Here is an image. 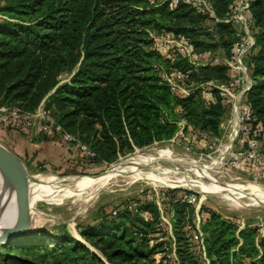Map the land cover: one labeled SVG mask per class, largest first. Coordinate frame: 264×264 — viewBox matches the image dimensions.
<instances>
[{"label": "trees", "instance_id": "trees-1", "mask_svg": "<svg viewBox=\"0 0 264 264\" xmlns=\"http://www.w3.org/2000/svg\"><path fill=\"white\" fill-rule=\"evenodd\" d=\"M150 1L4 0L0 11L10 20L0 21V104L33 111L44 101L57 121L95 153L93 160L107 163L136 147L171 138L177 128L174 121L178 107L191 124L217 131L227 114L220 98L196 105L198 97L176 95L160 81L154 68L164 58L152 48L150 32L165 30L164 19L184 7L197 21L202 16L184 4L171 9L167 2ZM187 13H181V17L187 18ZM251 13L255 43L246 60L252 80L247 99L256 115L254 128L259 129L258 119L264 116V0H253ZM222 26L233 36L223 53L231 55L235 39L231 25L211 26V40L216 47ZM184 61L178 59L175 65L186 67ZM210 69H216L222 78L226 72L221 65L200 66L193 76L196 80L212 78ZM34 139L51 140L46 136ZM150 206L142 204L146 209ZM129 213L127 209L116 215L110 212L98 219L96 226L80 232L94 239L91 244L102 256L63 226L52 236L34 229L0 245L3 260L27 262L9 255V248L14 246L32 252L40 247L52 255L51 264H157L154 253L159 244L150 246L147 236L154 230V223H140L138 216ZM206 214L202 231L210 264H264V235L256 240L254 223H245L239 229L233 218L211 209H206ZM173 228L180 248L184 237L176 226ZM45 238L50 240L48 244ZM30 239L38 243L25 244Z\"/></svg>", "mask_w": 264, "mask_h": 264}, {"label": "rangeland", "instance_id": "rangeland-1", "mask_svg": "<svg viewBox=\"0 0 264 264\" xmlns=\"http://www.w3.org/2000/svg\"><path fill=\"white\" fill-rule=\"evenodd\" d=\"M153 1H155V3H162L165 0ZM232 1L233 0H211L214 11L218 14V17H222L226 4ZM3 3L4 0H0V5ZM186 11H188L187 18L181 17V13H185ZM177 12L179 14L177 13V15L169 16L164 19V28L167 31L169 29L171 32L180 33L184 36L189 34L192 38H190V40H193L195 43V52L199 58H208L213 52L223 54L224 51L226 52L229 49L233 36L230 34L227 27H221V31L218 32L216 37L217 40L215 43L217 46L215 47L211 40L212 33L210 32L211 26L213 25L212 18L200 17V21H197L198 19L196 16L187 7ZM162 64H164L163 59ZM184 64H186V67L188 66L186 61H184ZM209 75L210 77L217 78L219 81H223L226 76L224 73V77L222 78V76H220L221 73L216 69H210ZM65 77L66 74L61 76L63 79ZM190 80L193 82L196 81L193 74ZM197 99L196 105L204 103V99L200 98L199 95ZM258 121L262 128H264V116L258 119ZM220 124L221 123H219V125ZM10 130L20 132L14 128ZM7 135L9 134L0 132V140H5V142H8L6 139L12 141L11 136ZM199 143L196 144V147L192 148V151L186 152L182 142L168 139L159 140L142 148L136 147L133 152L125 156L120 155L116 160L109 163L82 156L76 149L63 142L46 144L44 149H40L39 155H35L36 160L34 165H30L28 162L26 164L24 163L30 177L32 176L30 181L32 179L33 182H37V177L45 178L48 176L96 177L104 173L111 165L117 164L136 154L149 157V159L153 161H164L169 164L179 163V168L173 166V169H167V171L171 174H188L193 180V184L187 186L176 182H170L166 185H159L144 180L128 182L125 181V176H117L112 180L107 189L102 190L87 204H85L84 201L88 198V188L81 187L74 183L64 184L56 192L41 196L34 201L33 209L38 211L36 216H43L35 222L36 229H43L46 231L47 235L52 236L58 234L64 226L75 238L91 248L98 255L102 256L101 252L91 244L94 239H87L83 237L80 232L85 231L89 227L96 226L98 219L102 218L104 215H109L114 207L119 208L127 200L140 201V199H147L148 201L143 203H149L151 206L149 209L141 206V214L148 211L153 216H157L158 210L157 208L155 209L156 206L153 202L154 198H156L163 204V210L165 212L174 214L175 221L173 223L175 224H173V227L176 226L178 234L184 237V240L180 243V248L176 245L177 252L178 250L180 251L179 258L181 264H200V257L198 253H193L192 248H194V244L189 240L186 233L187 230L192 227L195 205L180 200L183 191H187L186 189L195 190L198 193L201 209L204 211H206V209H211L222 217L233 218L236 221L242 220L246 224H253L259 219L264 220V205L251 207L239 206L221 198L214 192L204 197V194L211 191H204L199 188V185H212V190L215 189L220 192H225L226 187H233L234 190H237L235 195L237 196V200L249 202L250 200L260 199L264 196V174L259 180H252L248 176H245L241 169L232 167L228 164L223 165L220 163V160L216 165L212 164L214 159L217 158L216 155L211 153V149H205L204 146ZM262 144V153L264 155V142ZM35 152L38 153L39 151L35 150ZM185 170H189V173H185ZM160 173L162 174L163 172H156L157 175ZM151 197H153V199H150ZM183 206L184 208L182 209ZM180 208L181 210H179ZM129 214L130 216H138L141 220L140 223L142 221L146 222L140 214L135 212H130ZM129 223L130 221H128V226ZM153 229L155 230V226ZM34 242L35 241L30 239L26 240L25 244ZM49 242L50 240L45 238V243L48 244ZM158 248L159 246H157V249ZM8 253L13 257L26 259L27 262L18 263L9 261L8 259L3 260L4 251L0 250V264H51L53 262L52 255L40 247H37L36 250L32 252L31 250L26 251L25 249L18 250L13 246L9 248ZM243 261L247 263L248 258H245Z\"/></svg>", "mask_w": 264, "mask_h": 264}, {"label": "built area", "instance_id": "built-area-1", "mask_svg": "<svg viewBox=\"0 0 264 264\" xmlns=\"http://www.w3.org/2000/svg\"><path fill=\"white\" fill-rule=\"evenodd\" d=\"M252 1L233 0L228 4L227 12L223 17L217 16L211 0L164 1L171 9L179 4L189 6L194 13L212 18V26L217 23L231 25L235 38L231 55L213 52L208 58L201 59L196 54L191 40L180 33L161 30L160 32H150V36L153 40L152 48L164 58V64L154 65L161 82L166 83L169 89L180 97L196 99L199 95L206 104L219 97L221 103L227 107V114L221 120L217 131L202 129L191 124L184 116L183 109L178 107L175 111L174 121L177 128L168 140L182 142L186 152L192 151V148L200 142L199 144H202L205 149H211L212 154L220 157V163L223 165L228 164L239 168L245 176L252 180H259L264 174V155L262 153L264 128H254L256 115L247 99V92L251 87L252 80L246 60L253 52L255 43L251 32L253 26ZM150 2L154 3L155 1L151 0ZM5 19L10 20L6 14L0 11V21ZM178 59L186 60L188 67L176 66L175 61ZM217 65L225 67L226 76L223 81L214 77L200 78L194 82L190 80L192 74L197 72L200 66ZM234 120H236L235 127L233 126ZM161 121H164L163 116ZM0 126L8 127V129L14 128L29 137L46 136L55 142L66 143L80 152L82 156L89 158L95 156V153L85 143L57 121L53 111L46 107L44 101L33 111L0 104ZM232 133L231 142L226 145ZM186 190L181 194L180 200L195 205L192 227L186 233L194 244L193 253H198L200 257V264H210L202 231V223L207 214L201 209L198 193L195 190ZM209 194H213V192L204 194V197ZM147 201V199L127 200L119 208L114 207L111 213L116 215L123 208L142 215L145 221L154 223L155 230L147 234L150 246L159 244V248L154 253V261L157 264H181L177 252V242L173 234L174 214L165 212L163 204L156 198L153 202L158 210V215L153 216L148 211L141 214V206L143 202ZM237 222L239 229L244 227L245 223L242 220H237ZM254 224L257 227L256 240L258 241L264 235V220L259 219ZM139 234L141 235V233Z\"/></svg>", "mask_w": 264, "mask_h": 264}, {"label": "bare ground", "instance_id": "bare-ground-1", "mask_svg": "<svg viewBox=\"0 0 264 264\" xmlns=\"http://www.w3.org/2000/svg\"><path fill=\"white\" fill-rule=\"evenodd\" d=\"M233 126H236V120L233 121ZM233 133L226 145H229ZM220 157L214 159L212 164H217ZM179 163H165L164 161H153L149 157H144L141 155H134L126 160H122L117 164L111 165L104 173L92 177V176H76V177H58V176H48V177H37V182H33L32 179L29 182V200L31 211L37 220L43 216H36L38 211L33 209V203L36 199L41 196L49 195L62 187L64 184L74 183L81 187L88 188L89 194L88 198L84 201L87 204L91 199L95 198L102 190L109 187L112 180L117 176H125V181L134 182L136 180H144L149 183L163 184L166 185L170 182H176L181 185L191 186L193 180L188 174H171L167 169H173V166L179 168ZM174 167V168H176ZM182 167V165H181ZM189 167V166H188ZM199 167V166H198ZM144 169V170H143ZM147 169V170H146ZM198 169V168H197ZM201 170V169H200ZM162 171L163 173L157 175L156 172ZM185 173H189V170H185ZM32 177V176H31ZM30 177V178H31ZM196 185V184H195ZM212 185H199V188L204 191H211L218 194L221 198L228 200L231 203L243 207L251 206H262L264 205V196L260 199H253L249 202H244L242 200H237V190L233 187H226L225 192H220L219 190H212ZM222 187V186H221ZM217 188V187H216ZM0 189H1V177H0ZM236 189V188H235ZM4 211L0 220V225L6 223L7 221H12L16 216V203L14 197L11 195L8 198L6 194L3 197ZM45 215V214H44ZM43 219V218H42Z\"/></svg>", "mask_w": 264, "mask_h": 264}, {"label": "water", "instance_id": "water-1", "mask_svg": "<svg viewBox=\"0 0 264 264\" xmlns=\"http://www.w3.org/2000/svg\"><path fill=\"white\" fill-rule=\"evenodd\" d=\"M0 220L4 211L3 197L11 195L16 203V216L0 225V245L13 241L22 233L36 229L29 200L30 175L23 160L0 143Z\"/></svg>", "mask_w": 264, "mask_h": 264}, {"label": "crops", "instance_id": "crops-1", "mask_svg": "<svg viewBox=\"0 0 264 264\" xmlns=\"http://www.w3.org/2000/svg\"><path fill=\"white\" fill-rule=\"evenodd\" d=\"M0 132H5L9 134L7 136H11L12 138V141L7 139L6 141L8 142H5V140H0V143L8 147L13 153L20 157L25 164L28 162L30 165H34L36 160L35 155H39L40 149H44L48 143L56 144V142L53 140H35L34 136L29 137L23 133L4 128L2 126H0ZM35 150L39 152L36 153Z\"/></svg>", "mask_w": 264, "mask_h": 264}]
</instances>
